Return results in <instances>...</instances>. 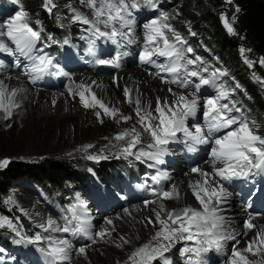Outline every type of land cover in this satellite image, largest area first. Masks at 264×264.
<instances>
[{"label": "rangeland", "instance_id": "374dc122", "mask_svg": "<svg viewBox=\"0 0 264 264\" xmlns=\"http://www.w3.org/2000/svg\"><path fill=\"white\" fill-rule=\"evenodd\" d=\"M186 1L188 0H151L149 4L148 0H139L141 8L135 10L134 20H137L140 25H143L151 22L153 19L159 21L162 13H168L169 18L165 23L169 25L171 31L165 28V35L173 39L172 32H175L185 42L183 44L185 49L188 47L193 49L191 53H186L187 59L196 61L197 56L201 58L195 64L188 66L189 71L195 70L199 75L196 77H188L190 83L187 88H180L175 84H171L172 87L181 92H195L197 91L195 85L201 84L202 79H209L213 72H216L217 76H220L219 73L221 71L227 72V75L221 76L220 80L216 82L217 84L224 83L229 93L226 99L221 100V103L229 104V107H232L234 103L235 109H239L240 111L233 110L231 115L233 117L243 118L249 123L250 127L252 126L251 121L255 120L257 125H259V128L254 130L255 134L264 137V129L261 128V125L264 126V123L260 124L255 117V112L258 110L257 103L264 101V66L261 65V60L264 59L254 57L250 51L240 46L238 63L234 61L229 64L228 60H226L227 63H224V56L217 54L218 49L216 45L206 35V31H204L206 29V22H204L205 17H203L202 12L193 7L192 9L196 12H192L191 15L193 14L194 18L193 16L190 18L184 17ZM223 1L225 7L219 13H216L217 20L224 27L223 21L221 20V16H224L234 28L237 11L227 0ZM42 2L44 3V0ZM69 2L66 20L63 21L62 19L60 22L61 25L54 29L51 34L48 33L49 30L46 27L41 26L37 20L38 18L35 19L27 16L29 26L40 33V39L36 45L37 50H41L39 54H47L56 65L55 71L58 73L70 74L68 80L65 77V79L62 78L59 74L55 77H45L42 81L38 80L36 83H33L29 78L30 76L28 75L29 77H27L26 74L27 59L15 52V45L10 40H8L9 47L14 49V53L6 57L0 52V64H3L2 66L4 67L0 76H3L7 71H13L23 77L34 89L44 92H57L64 89L66 81L69 84L71 78L80 73L87 72L98 77H106L110 72L119 73V69L124 67L123 60L130 58V56L125 57L123 55L126 51H130L137 58L139 57L140 47H138V44L125 45L123 48L118 45L114 46L107 39V36L98 38L91 24H84L82 21L74 20V15L77 12L82 13L83 17L90 18L89 20L92 19V10L87 6L88 0H70ZM53 5H56L54 0H52V3L48 7L53 9ZM1 9L3 11L0 12V23L3 25H8V23L16 19L20 12H24L21 1L19 2V0H15V2L13 0H0ZM48 13L50 12L47 11ZM102 29L105 30L103 26ZM224 30L229 37L234 36V34H229L225 27ZM124 31L128 32V29L125 28ZM192 33H195V35ZM117 39L119 40V37ZM92 41H95V43H91ZM241 49L244 50L243 53ZM117 51L120 53L119 57L116 56ZM110 59H116L119 66L103 67L104 64L99 63L101 60ZM17 60H19V65L16 67L15 61ZM245 60L249 61L252 66L249 67V64L245 63ZM158 62L164 63L165 60L164 58H159ZM21 64L22 66H20ZM131 64L135 66V64H138V61L130 62L126 65ZM233 66L242 71L240 76H246L244 80L248 84L254 86V95H251L239 81V74L232 69ZM142 70L144 72H154L155 68L146 64L142 66ZM166 77L165 82L168 83L167 81L170 77L167 74ZM254 77L258 79H254ZM44 85H53L54 89L45 88L43 87ZM198 94L203 103L205 102L204 98H215L218 92L214 91L212 85L209 84L201 85ZM54 108L47 113V117L42 116L41 122L37 121L34 125L29 124L32 127L21 128L22 121L18 118L7 122L0 120V162L4 160L8 161L7 165L0 167V171L13 170L16 177L12 181V184L9 185L6 196L0 200V225H2L0 226V264H26L29 261L31 264L44 263L41 256L37 253L36 248L37 246L46 247L47 245L43 237L53 234L50 231L46 232L43 228L38 227L39 224L34 217L35 212L33 213V211L31 212L28 209L30 203H33L43 213L51 215L61 226L75 228L77 223L84 221L81 200H84V207L86 205V209L84 208V210L88 209L90 212H94L95 214H93L95 216H99V225L107 224L108 218L112 219V222L115 221V224L120 223L122 228L119 227L112 233L106 232L104 237L102 236L105 242L98 237L89 240L85 233L74 235L72 232H66V234H63L64 238L71 241L76 247H84L87 249V254L90 258L86 264H125V262L131 264L129 257L139 247L135 244L136 242L130 233H128V230L123 228L126 224V217L122 212L129 206L141 205L158 199L163 190L162 184L165 182V176L179 175V172L181 175L184 174V169L179 168L180 164L181 167L186 165L189 168L188 158L183 156L182 150L193 144L188 142L182 145L179 142H171L170 147L176 150L173 154L177 153L179 156L176 160L173 159L174 155L169 156L166 158L165 164L164 162L158 163L143 156L137 159L141 150L151 151L147 147L151 143V137L145 129L152 127L158 121L150 122L147 119L141 121V114L137 113V105L132 99H129L127 109L114 116L105 114L98 107L92 116H87L82 128L77 124L78 119L76 117L72 121H68L65 113L63 115L60 112L59 115ZM97 113L100 114L99 117ZM60 116L62 117L60 125L51 123L54 118L57 119ZM198 120L202 122L203 115ZM189 121V125L193 127L195 122L191 118ZM69 122L73 124V128L68 129L70 133L66 130ZM238 126L239 124H233L225 128L222 135L234 131ZM133 129L141 133L139 142L135 140V133L132 136H125L122 140L116 139V136L122 132L126 130L132 131ZM29 134H32L31 138ZM177 135L180 137L182 133ZM124 149H128V152H125ZM206 150L210 152L209 148ZM129 153L131 154L129 155ZM207 156V152L200 153L198 159H195V162H191L194 165H198ZM89 157H95V159H89ZM48 160L56 162L57 164H78L80 166L79 168L86 169L83 178L80 180V185L76 190L66 188V195L64 197L62 196V198L44 194L39 183L33 181L29 176V172L32 173L31 166ZM163 160L165 159L163 158ZM175 161H180V163L175 166V163L173 164ZM104 162L111 165V168L110 170H106L104 176L100 177L99 170L96 169V166ZM120 165L121 167L118 168ZM92 167L95 168V172L98 174L97 177L94 175ZM163 168L167 169V175H165ZM125 173L134 176L128 178L124 175ZM135 174L137 175L135 176ZM20 176L26 180L21 179ZM250 178V181L255 183L261 179V176L257 179L256 174L253 173ZM156 179L157 182H155ZM241 181L234 179L229 182V185L231 183L232 186ZM123 184L131 186L147 184L152 189V198L147 202L133 204L123 201L125 198L123 199V196L121 197L122 192L120 189ZM168 184L169 181H167V186ZM230 189L235 195L234 187L232 186ZM129 194H131V191ZM108 201H113L116 205L107 207L108 203L102 204ZM179 208L182 207L173 203L169 210ZM249 208L251 207L249 206ZM73 214L78 219H73ZM258 215L262 218L264 217L263 215ZM165 219H167L166 214ZM69 221H71L70 224L68 223ZM9 224L11 227H9ZM169 224H171V221H169ZM172 226L176 227V225ZM17 232L19 235H17ZM119 232L122 233L120 234ZM37 234L41 235V240L35 239ZM123 241H127L125 245H123ZM188 241L184 240L181 244L177 242L175 247L170 250V255L177 257L181 248L189 246L186 245ZM192 241L193 243L189 247H196L195 240ZM163 242L168 243L167 241ZM155 243L153 241V244ZM192 255V253H188L185 260ZM167 256L164 255L161 258L155 259L153 264H166L164 258L167 259ZM57 264H74V262L58 261ZM175 264H183V262H177Z\"/></svg>", "mask_w": 264, "mask_h": 264}, {"label": "clouds", "instance_id": "9594fccd", "mask_svg": "<svg viewBox=\"0 0 264 264\" xmlns=\"http://www.w3.org/2000/svg\"><path fill=\"white\" fill-rule=\"evenodd\" d=\"M148 3L150 4L151 0H148ZM87 6L92 10L93 15L91 20L85 18L88 19L95 31H102L101 26H103L105 30L102 32L107 34V39L112 45L124 47L125 45L140 43V37L135 35L134 22L135 10L141 8L139 0H88ZM168 18V13H162L159 21L153 19L151 22L143 24V42L139 51L138 66L150 65L157 70L151 74L153 79L161 78V73H166L170 77L167 81L169 84L187 88L190 83L188 77H192V72L195 71H189L188 66L195 64L196 61L186 58L187 49L184 48V43L180 42V36L177 33L172 32L173 39L165 35V28L171 31L169 25L165 23ZM154 21L157 23H153ZM125 28L129 31L125 32ZM3 36H7L8 40L15 45L16 53L27 59L26 74L30 76L33 83L38 80L42 81L45 77H55L62 74L55 71L56 65L47 54H39L41 50L36 48L39 40L29 29L27 13L16 17L15 23L11 27H7L6 33L0 32V37ZM0 44L5 45V49L0 51L13 55V50L3 40H0ZM119 55L120 53L117 51L116 56L119 57ZM123 55L125 57L130 56L131 52L126 51ZM159 58H164L165 62L159 63ZM110 60L117 61L116 59ZM144 70L148 71L147 69ZM63 74L66 75V73ZM220 77L211 74L210 78L206 79L209 81L208 84L202 83V79L201 84L195 85L197 91H189L187 95L183 92L173 93L172 105L174 107H169L167 99H165L163 107L157 102L155 112L158 113V116H154L149 111L151 101H148L143 108L138 103L136 111L141 114V121L147 119L150 122L158 121V123L153 124L150 129H145L151 137V143L147 145L151 151L141 150L137 159L143 156L159 161V154L170 142H179L182 145L191 142L196 146V149L189 154H195L200 147L211 144L212 147L204 164L209 165L212 171L207 173L201 170L199 172L200 178L192 180L189 184L196 199L200 202L202 210H196L191 206L168 210L164 203L157 201L159 210L154 211H156V219L162 227L151 236L148 242L135 249L129 257L131 264H153L155 259L163 257L165 253L174 248L178 241L184 240H195L196 247L185 246L181 248L179 257L183 264H200L203 259L202 254L208 253L209 250H215L218 254L223 253L227 242L235 239L232 230L226 226V218L219 214L218 209L221 196L227 195L228 190L220 184L219 180L212 181V177L217 176L224 182H231L234 179L248 181L253 173L256 174L257 179L264 175V137L255 134L254 130L259 128L255 120L251 121L252 126L250 127L243 118L231 115L233 110L240 111L235 109L234 103L232 107H229V104L221 103V100L226 99L229 93L224 83H216ZM209 84L218 94L215 98H204L203 121L201 124L193 125V132L186 126L187 121L189 118L195 119L199 111L201 97L198 93L201 85ZM81 86H77V89ZM27 91V88L23 86L9 91L4 80H0V113H3L0 115V120L9 118L13 114V110L20 107L21 102L16 100L17 94H23ZM83 102L89 107L96 105L95 99L83 100ZM233 124H239V126L226 135L216 136L217 133ZM133 133H135V140L139 142L141 133L135 129L126 130L120 135L132 136ZM178 133H182V136L178 137ZM117 147L119 146L117 145ZM197 171L196 167L190 169V172ZM169 193L171 195L167 199L180 202L181 197L178 189L174 187ZM213 199L216 200V206L213 205ZM136 207L139 208V205ZM164 213H166L167 219H161V215ZM73 219H78L75 214H73ZM49 221H51L50 224ZM68 223L70 224L71 221ZM42 225L44 231H50L52 234L65 232V227L58 224L57 220L53 218H49ZM172 225H176V227ZM68 229L74 235H79L84 233L81 229L87 230V223L80 221L75 228L68 227ZM37 236L39 240L42 239L40 234ZM258 236L260 244L264 245V226L260 227ZM43 239L47 246H37L36 248L42 260L47 259L49 264L71 260V252L74 247L71 241L54 235L43 237ZM153 241L156 243L153 244ZM255 243L254 240L253 244ZM248 252L247 248L234 249L229 260L226 262L222 260L221 264H264V256L261 255L264 253V247L257 248L252 253V255L259 257L256 260L248 259L245 255ZM188 253L193 255L185 260ZM234 253H240V255L237 256Z\"/></svg>", "mask_w": 264, "mask_h": 264}, {"label": "bare ground", "instance_id": "6f19581e", "mask_svg": "<svg viewBox=\"0 0 264 264\" xmlns=\"http://www.w3.org/2000/svg\"><path fill=\"white\" fill-rule=\"evenodd\" d=\"M134 22H135V35L140 37V43H138V47L141 48V44L143 42V37H142L143 25H140L137 20H134ZM7 26L8 25H3L2 23H0V31L6 33ZM101 30L104 31L102 29V26H101ZM0 40H3L6 43V45L9 47L7 36H3L2 38H0ZM12 50L14 53V49ZM0 52L6 57L9 56L7 53L3 51ZM134 61H138V58L135 55H132L131 53L129 59L123 60L124 67L123 68L121 67L119 69L118 71L119 73L115 72L117 73L115 74L110 72V74H108V76L106 77H98L96 75L87 72L77 74L71 78L69 84H67L68 81L65 82L64 89H62L61 91L59 90L57 92L55 91L44 92L34 89L26 82V80L23 77L14 73L13 71H7L6 73L3 74V76H0V80H4V83L8 85L9 91H12L14 88H18L21 86L27 88L28 91L23 94L20 93L17 94L16 100L21 102L20 107L15 108L13 110V114L9 118L3 119L1 121L7 122L13 120L14 118L15 119L18 118L22 121L20 125L21 128L28 127L30 125L36 124L37 121L41 122L42 116H46L47 113H49V111L55 107L54 109H56L57 114L59 113L60 115V112H62L64 115L65 113L68 121H72V119L76 117V119H78L77 124L82 128V126H84L85 124V120L87 116L89 115L92 116L99 107L96 106L92 108H84L81 105L78 93L79 91H84L85 89H87V91L85 92L87 99L90 100L91 96L95 95L109 109H115L116 115H118L119 113H121L122 111L128 108L129 99H132L135 102V104H136V100L139 99L141 108H143L148 103V101H151V107L149 111H151L153 115H158V113L155 112L157 102H159L161 107H163L165 99H167L169 107H174L172 105L173 93H179L181 91L174 89L171 84L165 82V78H167L166 73H161V78L153 79L151 74L155 73L157 71L156 69L154 70V72H144L142 70V67L138 66V64H135V66L133 64L128 66L126 65ZM18 62L19 60L15 61L16 67L17 65H19ZM2 65L3 64H0V75L4 70V67ZM20 66H22V64ZM103 67H113V66L110 64H104ZM60 76L62 78L65 77L66 80H68L70 74H66V75L60 74ZM17 77L19 79H16ZM27 77L29 76L27 75ZM79 85H83L84 87L77 89V86ZM125 89L129 90V95L127 97L125 95ZM183 93L187 95L188 92H183ZM201 101L202 100H200V108L197 113L198 116H196V118L193 119V121L196 124L202 123L199 122L198 118L202 117L203 112L205 110L204 109L205 102L202 103ZM0 115H3V113H0ZM189 120L190 118L188 119L186 126L189 128V130L194 132V128L189 125L190 122ZM61 121H62V117L60 116L57 119L54 118V120H52L51 123L53 122L55 124L60 125ZM69 128H73V124L70 122L66 128L67 132L70 133V130H68ZM29 135L31 138L32 134ZM170 143L169 145L165 146V149H163V151L159 154L160 160L159 161L154 160L155 162L158 163L164 162L165 164L166 158H168L171 155L172 156L174 155L173 157L174 160L178 158L179 155L177 153L173 154V152L175 153L176 150L170 147ZM211 147H212L211 144L207 146H202L199 148L197 152H195V154H190V155L193 156L194 160L198 159L200 153L201 154L204 152L209 153L208 150L206 149L208 148L211 149ZM195 149H196L195 145H189L185 150L187 152H194ZM163 158L165 160H163ZM207 158L205 160H207ZM204 161L198 165L193 166L198 169L197 172H190V169L193 167L188 168L186 165H183V167H181L180 164L179 168L184 169L185 171L184 174L181 175L179 172V175L175 174L168 177L165 176L166 184L165 182L162 184L163 187L162 192L163 191L171 192L172 189L175 187L179 191L181 197L180 202H176L175 200L164 198L161 195L158 199H156L153 202H147L141 204L139 205V208H137L136 205L129 206L125 211L122 212L126 217V224L123 228L125 230H128V233H130V235L133 237V239L136 242L135 244L138 245V247L142 246L144 242L145 243L148 242L151 236H153L156 231L160 230L159 228L161 227V224L156 219V211L159 210L157 201L164 203L166 209L168 210L173 205V203L177 204L180 207L191 206L196 210H202L201 204L196 199V196L193 194L191 188L189 187V184L192 180L200 178L199 172L201 170L207 173H211L212 169L209 167V165L204 164ZM179 163L180 161L173 162L175 166L178 165ZM163 170L165 172V175H167V169L163 168ZM217 180H219L220 184H222L223 187L228 190V194L225 196H221L220 198V202L218 204L219 214L226 218V226L230 230H232L233 235H235V239L227 242L226 249L223 253L218 254L215 250H209L208 253L202 254L203 259L201 260L200 264H221L222 260L225 262L229 260L231 253L234 249L241 250L247 248L249 245H252V250L246 253L245 255L250 260L258 259L259 257L252 255V253L256 251L257 248L264 247V245L260 244L259 236H258L260 227L264 226V217L262 218L258 214L253 213L250 210L247 202L244 203L243 201H240L237 198V196L233 194V191L230 189L233 186V185L231 186V183L229 185V182L223 183V181L220 180V178L217 176L212 177V181H217ZM167 181H169L168 186H167ZM155 182H157V179ZM214 186L216 185L214 184ZM80 203L83 206V215L82 214L81 215L83 216L84 221L87 222L88 234H91L93 238L98 237L102 239L103 242H105L102 236L98 235V233L100 232L112 233L114 230L116 231L119 227L122 228L120 223L115 224L114 223L115 221L112 222L113 220L108 218L107 221H111L110 224L107 223L104 225L102 224L99 225L98 224V221L100 220L99 216L98 215L95 216L94 215L95 213L90 212V210L88 209L84 210V208L86 207V205L85 207L83 205L84 200H81ZM213 205L216 206L215 199H213ZM28 209L31 212L33 211V213L35 212L34 217L36 218L35 220L39 225L46 223V221L49 218H53L51 217V215H47V213L45 214L42 211H40L33 203L29 204ZM165 214L166 213L161 215V219H165ZM117 215L119 214L117 213ZM249 222L253 225V227L250 229L245 227V224ZM64 233L66 234V232L63 233L58 232L53 235L59 238H64L63 235ZM254 240L256 241L255 244H253ZM182 242L183 241H178V244H181ZM192 243L193 241H188L186 245L190 246ZM125 244L126 241H123V245ZM120 246H122V244H120ZM80 248L81 247H76L74 245L71 252V260L63 261V262H74V264H82V263L86 264L90 256L87 254V249L84 247H83L84 252L80 253L79 252ZM164 255H168L167 259L164 258V262L166 264H175L177 262L178 263L182 262L179 255L177 257L174 255H170V251L165 253ZM261 255L264 256V253H262ZM43 262L49 264L47 259H44Z\"/></svg>", "mask_w": 264, "mask_h": 264}, {"label": "trees", "instance_id": "16d2710c", "mask_svg": "<svg viewBox=\"0 0 264 264\" xmlns=\"http://www.w3.org/2000/svg\"><path fill=\"white\" fill-rule=\"evenodd\" d=\"M21 1L22 9L27 13L28 17L37 19L42 27H46L48 33H53L54 29L61 25V20H66L68 5L70 0H54L56 4L52 11L47 14L43 9L44 3L42 0H19ZM184 17L190 18L196 12L192 8L195 7L202 12L206 22V35L209 36L218 49V55H223L224 63H238L239 48L243 46L256 58L264 59V0H231V6L234 9L239 8L236 14L234 25L235 34L229 37L224 30V27L218 22L216 13H219L224 7L223 0H188L185 2ZM183 7V6H182ZM184 8V7H183ZM57 11V12H55ZM40 16V17H39ZM196 21V20H195ZM194 22V20H193ZM45 32V30H43ZM72 31V30H70ZM70 39H72L69 36ZM68 40V38H67ZM239 74V81L244 85L251 95L255 94L253 85H250L244 80L246 76H240L241 70L235 66L232 67ZM230 69V70H232ZM257 112L255 117L260 122L264 123V101L257 103ZM262 129L264 126L261 125ZM108 166V167H107ZM78 164L61 163L57 164L53 161H44L30 167L29 176L33 181H37L44 194L47 196L64 197L66 188L75 189L80 185V180L83 178L86 169L79 168ZM107 167V168H106ZM121 165L118 167L120 168ZM111 165L104 162L96 166L99 176H104L106 170H110ZM94 175L97 177L95 168L92 167ZM105 173V174H104ZM128 178L134 175L124 174ZM137 174H135L136 176ZM21 179H25L20 176ZM15 172L13 170L0 171V200L6 196L9 190V185L15 180ZM26 180V179H25ZM31 185L30 183H28ZM56 199V198H55Z\"/></svg>", "mask_w": 264, "mask_h": 264}, {"label": "snow or ice", "instance_id": "6c2138e0", "mask_svg": "<svg viewBox=\"0 0 264 264\" xmlns=\"http://www.w3.org/2000/svg\"><path fill=\"white\" fill-rule=\"evenodd\" d=\"M13 2H15V0H13ZM227 2H228V3H231V0H227ZM51 3H52V0H44V6H45V9H46L47 11H49V12L52 11V8L48 7V5L51 4ZM53 7H54V5H53ZM236 11L238 12V11H239V8H237ZM23 15H25V13H24V12H20L19 15L17 16V18L20 17V16H23ZM74 20H75V21H82L84 24H89L88 19L85 18V17H83V16H82L80 13H78V12L75 13V15H74ZM221 20L223 21L224 27H225V29L227 30V32H228L229 34H235V31H234L233 26H232L231 24L228 23L227 19H226L224 16H221ZM14 23H15V20L11 21V22L8 24L7 27H11L12 24H14ZM153 23H157V22L154 21ZM29 29L33 32V35L35 36V38H36L37 40H39V39H40V33H39L38 31L33 30L30 26H29ZM170 30H171V29H170ZM94 31H95V30H94ZM0 32H2V31H0ZM95 34L97 35L98 38H99V37H105V36H107V34L104 33V32H102V31H95ZM192 34L195 35V33H192ZM179 39H180V42L185 43V42L181 39V37H179ZM91 43L94 44L95 41H92ZM4 49H5V45L0 44V50H4ZM192 51H193V49H192L191 47H188V48H187V52H188V53H191ZM243 51H244V50L241 49V52H242V53H243ZM200 59H201V58H200L199 56L196 57V61H199ZM190 60H192V59H190ZM99 63H101V64H110V65H112V66H118L117 61H112V60H101ZM245 63H248V64H249V67L252 66L251 63H250L249 61H247V60H245ZM261 65L264 66V60H261ZM62 74H63V73H62ZM212 74H213V75H217L216 72H213ZM219 75H220V76H225V75H227V72L221 71V72L219 73ZM196 76H197V72L193 71V72H192V77H196ZM254 79H258V78H255V77H254ZM202 83H204V84H208L209 81L206 80V79H203V80H202ZM81 87L83 88L84 86L82 85ZM86 91H87V89H85L84 91H81V92L78 93V95H79V99H80V103H81V105H82L84 108H92V107H89L88 104H85V103L83 102V100H89V99L86 98V95H85V92H86ZM14 95H15V93H14ZM125 95H126V97L129 95V90H128V89H125ZM92 99H95V101H96V105H95V107H96V106H99L101 109H103V111L105 112V114L112 115V116H114V115L116 114V110H115V109H109V108H108V107H107V106H106V105H105L100 99H98L95 95H92V96H91V99H90L89 101H91ZM138 103H140L139 99L136 100V104H137V106H138ZM210 103H211V102H210ZM97 114H98L97 116L99 117L100 114H99V113H97ZM125 119H127V118H125ZM150 128H151V127H150ZM150 128H149V129H150ZM124 137H125V136L118 135V136H116V139H117V140H122ZM124 151H125V152H128V149H124ZM89 159H95V157H89ZM7 164H8V161H7V160H4V161L0 162V167H3V166H5V165H7ZM160 195H162L164 198H167L169 195H171V193H169V192H167V191H163L162 193H160ZM13 203H14V202H13ZM84 222H86V221H84ZM50 223H51V221H49V224H50ZM86 223H87V222H86ZM108 223L110 224L111 221H108ZM0 226H2V225H0ZM9 227H11L10 224H9ZM38 227L43 228V225L40 224V225H38ZM245 227L250 229V228L253 227V225L249 222V223H246V224H245ZM13 230L15 231V229H13ZM81 231H84V233L87 235V238H88L89 240H93V239H94L93 236H92L91 234H88V230L81 229ZM65 232H69V229H68L67 226H65ZM17 235H19L18 232H17ZM98 235L103 236V235H105V233H104V232H100V233H98ZM36 239L39 240V237L37 236ZM247 249H248V251H251V250H252V245H249V246L247 247ZM80 252L83 253V252H84V248H81V249H80ZM234 254L237 255V256L240 255V253H234Z\"/></svg>", "mask_w": 264, "mask_h": 264}]
</instances>
